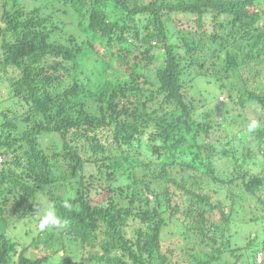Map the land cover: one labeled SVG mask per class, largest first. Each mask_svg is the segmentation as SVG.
<instances>
[{
	"label": "trees",
	"instance_id": "trees-1",
	"mask_svg": "<svg viewBox=\"0 0 264 264\" xmlns=\"http://www.w3.org/2000/svg\"><path fill=\"white\" fill-rule=\"evenodd\" d=\"M21 1L0 5V73L13 75L0 79V97L9 83L0 101V264L61 254L59 264H180L177 251L187 264H264V128L248 133L244 114H264V0ZM59 7L79 35L55 36ZM100 52L128 70L117 73ZM87 57L99 60L93 75ZM199 79L213 91L191 97ZM53 134L58 149L41 143ZM247 161L257 174L244 171ZM43 193L67 224L33 238L40 255L31 259L9 233L26 220L38 226ZM167 233L177 239L171 249Z\"/></svg>",
	"mask_w": 264,
	"mask_h": 264
},
{
	"label": "rangeland",
	"instance_id": "rangeland-1",
	"mask_svg": "<svg viewBox=\"0 0 264 264\" xmlns=\"http://www.w3.org/2000/svg\"><path fill=\"white\" fill-rule=\"evenodd\" d=\"M6 1L7 0H0V5L2 3L6 2ZM137 1L138 2H142L143 4H146V3L150 2L151 0H137ZM167 1H173V0H167ZM21 2H22L21 3L22 6H24L27 9H30V8H32V4L34 3V0H23ZM27 4H28V6H26ZM34 4L36 5V2ZM29 5L31 7H29ZM58 18L64 23V26L62 27V30H60V32L56 33L55 36L57 38L61 37L60 36L61 34L62 35H72V34L79 35V33L77 32V29H76V25H75L76 21H75V19L73 17V13L71 12L70 9H66V8H62V7L60 8L59 7ZM205 26L208 29L207 32H210V30H212V28H211L212 25L210 23L205 25ZM192 27L195 28V24L194 23H192ZM181 28L182 27H180V29ZM101 57H103L105 59V61H107V63L116 70L117 73L126 72L128 70V65L127 64H123L122 65V63H121L120 66H119V65L115 64V62L113 60L108 59L107 56H104V55L101 56V52H100L97 58L100 60ZM98 61H95L93 57L92 58L91 57H87L83 61V68L86 67V69H85L86 70V72H85L86 75L87 74L88 75H93L94 73L98 72V70H99V66L97 65ZM153 69H154V67H150L149 69L146 70L145 73L147 74V76H150L152 78V74L154 72ZM241 72H242V75H243L244 78L245 77L249 78V79H246L247 80V84H246L247 88L251 89V90L254 89V88L256 89L258 87V83L256 81L252 80V74L249 73L248 71H245V70H242ZM8 76L9 77L13 76L11 70H9V73L7 75H4L2 72L0 73V79L1 78H3V79L5 78L6 79ZM198 82H199L200 85L195 86L194 88H192V90L190 92V96L191 97H198V95L202 91L204 92V95H206V93H205L206 89L208 91H213V88L210 85V83H205L204 81H202V79H199ZM4 83H5V87H2V88L8 89L6 86L9 83L7 81H5ZM3 90H2V97H0V101H1V99H5V97H3V95L5 96L6 94H5V92ZM225 99H226L225 96L220 95L218 100H219V102L223 103V102H225ZM236 109H238V108H236ZM231 114H232V116L235 117L237 112H235L234 110H231ZM244 114H245V117L247 119H259V118H261L264 115L263 112H261L258 108H253V107H247L245 109V113ZM246 118H244V119H246ZM233 119L237 120V118H233ZM52 140H53V142L55 144L57 143L55 148L58 149L59 148V144H58L59 139H58V137L55 134L51 135V138H50L49 141H46V139L44 138L43 142H41V143L43 144V146L49 147L48 144ZM249 146L253 149L254 143L253 142L249 143ZM46 147H43V148L44 149H49L50 148V147L49 148H46ZM238 151L241 154L244 152L243 149L240 148V147L238 148ZM243 169H244L245 172H249L250 171V173H252V174H257L258 173V170L254 169L253 166L251 165V162H249V161H247V163L245 164ZM97 171H98L97 169L95 170V169H92L90 167H87V174L88 175L89 174H92V175L94 174V176H95V178L92 181H94L97 178L99 182H101L102 184H106V181H104L105 176L98 174ZM170 173L171 174H175V171L170 170ZM101 193L92 192V197L94 199H96V200H98V199L100 200L102 198ZM36 203L38 204L37 207H47L49 205H52L53 202L50 200V196H47V195H45L43 193L37 199ZM226 208L227 209H226L225 212H226V214H229L230 210H229L228 207H226ZM36 210H37V208H36ZM244 210H246L248 212L246 207H245ZM35 214L38 215L37 212H35ZM242 215L247 216L246 214H242ZM219 218H220L219 214L213 213V220H217ZM247 219H248V216H247ZM235 224H236V226L238 225L236 222H235ZM248 228H249V226L245 227V229H248ZM10 229L11 230H10L9 234H11V237L14 238V240H16V241H18L20 243L21 247H26V246L27 247H31V249L29 251H27V253H26L27 257H29L31 259L32 258L35 259V258L39 257L40 252L33 248V245H35V244L32 243L33 238H36L37 236L40 235V231L38 229V226H37L36 222L30 223V220H26L24 222L17 223L15 226H13ZM251 230H254V227H252ZM163 238H164V240H163L164 249L169 248V247L171 249L176 244V243L174 244L173 242H176L177 239L172 234L167 233V235H164ZM41 239H43V236L41 237ZM62 258H63L62 254L61 255H57L56 257H54V258H52L50 260L49 264H59ZM175 259H178V260L180 259L179 260L180 264H187V263H184V262H185V260H189V258L185 257L183 252H180V251H177V253L175 254ZM260 261H261V259H260ZM78 262H79V259L74 260V264H78ZM87 264H89V263H87Z\"/></svg>",
	"mask_w": 264,
	"mask_h": 264
},
{
	"label": "clouds",
	"instance_id": "clouds-1",
	"mask_svg": "<svg viewBox=\"0 0 264 264\" xmlns=\"http://www.w3.org/2000/svg\"><path fill=\"white\" fill-rule=\"evenodd\" d=\"M261 128H264V121H261L259 119H252L247 123L248 133H253ZM63 206L65 208L70 207L67 202H65ZM36 212L38 213V229L40 232L61 228L67 224V220L58 215V211L55 205H49L47 207H37ZM257 264H260V256H257Z\"/></svg>",
	"mask_w": 264,
	"mask_h": 264
},
{
	"label": "built area",
	"instance_id": "built-area-1",
	"mask_svg": "<svg viewBox=\"0 0 264 264\" xmlns=\"http://www.w3.org/2000/svg\"><path fill=\"white\" fill-rule=\"evenodd\" d=\"M0 162H1V158H0Z\"/></svg>",
	"mask_w": 264,
	"mask_h": 264
}]
</instances>
